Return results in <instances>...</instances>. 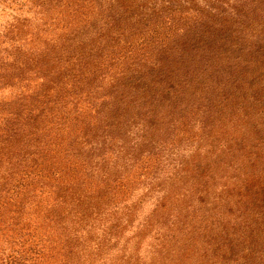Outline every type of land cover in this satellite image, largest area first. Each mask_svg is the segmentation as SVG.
Returning <instances> with one entry per match:
<instances>
[{
    "label": "trees",
    "instance_id": "trees-1",
    "mask_svg": "<svg viewBox=\"0 0 264 264\" xmlns=\"http://www.w3.org/2000/svg\"><path fill=\"white\" fill-rule=\"evenodd\" d=\"M114 5L104 51L25 66L0 94V221L49 190L141 187L153 242L134 264H264V0Z\"/></svg>",
    "mask_w": 264,
    "mask_h": 264
},
{
    "label": "rangeland",
    "instance_id": "rangeland-1",
    "mask_svg": "<svg viewBox=\"0 0 264 264\" xmlns=\"http://www.w3.org/2000/svg\"><path fill=\"white\" fill-rule=\"evenodd\" d=\"M80 1L0 0L1 98L7 95L8 82L27 72L25 66L39 65L44 70L51 60H61L71 52L78 56L82 48L87 53L104 51L106 37L100 32L109 26L101 20L108 14L105 5L108 18L120 20L116 24L124 26L116 0H97L101 4L93 8L86 6L88 0H82L85 7H80ZM97 132L100 134L98 128ZM85 190L86 197L74 198L70 204L62 202V195L69 193L63 189L58 198L50 190L49 198L41 196L38 200H46L44 204H6L11 211L0 221V264H134L149 260L144 256L150 255L153 239L143 235L139 224L149 209V213L155 209L153 190L148 194L141 187L130 190L118 204L105 191ZM4 192L0 189L1 199ZM1 206L4 204L0 211Z\"/></svg>",
    "mask_w": 264,
    "mask_h": 264
}]
</instances>
